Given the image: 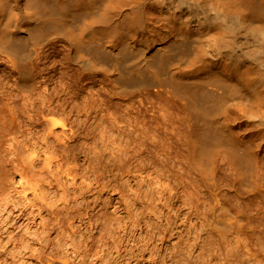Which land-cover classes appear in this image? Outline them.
Instances as JSON below:
<instances>
[{
	"label": "rangeland",
	"instance_id": "obj_1",
	"mask_svg": "<svg viewBox=\"0 0 264 264\" xmlns=\"http://www.w3.org/2000/svg\"><path fill=\"white\" fill-rule=\"evenodd\" d=\"M15 80L13 68L0 69V97L10 114L7 126L0 127L2 264L19 246L25 264H51L63 256L68 264H83L80 259L154 264L159 253L169 258L161 264H264L259 171L252 176L255 187L247 191L222 157L209 179L191 164L188 152L167 155L154 149L152 139L147 147L129 121L135 113L153 118V111L92 78L85 81L86 97L71 94L66 108L60 107L63 88L57 97L52 87L31 94L20 91ZM130 105L137 109L128 111ZM52 119L58 125H51ZM26 206L28 215L18 218ZM40 242L45 244L41 252Z\"/></svg>",
	"mask_w": 264,
	"mask_h": 264
},
{
	"label": "bare ground",
	"instance_id": "obj_2",
	"mask_svg": "<svg viewBox=\"0 0 264 264\" xmlns=\"http://www.w3.org/2000/svg\"><path fill=\"white\" fill-rule=\"evenodd\" d=\"M9 67L22 92L52 87L58 96L63 88L61 108L73 93L86 97L89 78L120 98L137 99L154 114L135 113L129 121L147 147L152 139L167 155L188 152L209 179L222 157L247 191L259 171L264 191V0H0V69ZM8 116L0 97V127ZM19 211L18 218L29 213L27 206ZM19 247L7 264H25ZM160 254L154 264L166 262ZM61 258L51 264H68Z\"/></svg>",
	"mask_w": 264,
	"mask_h": 264
}]
</instances>
